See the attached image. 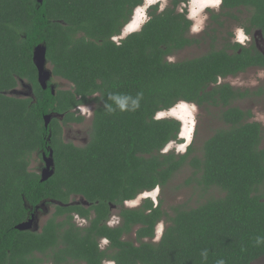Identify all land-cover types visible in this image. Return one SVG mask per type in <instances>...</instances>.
<instances>
[{"label":"trees","instance_id":"16d2710c","mask_svg":"<svg viewBox=\"0 0 264 264\" xmlns=\"http://www.w3.org/2000/svg\"><path fill=\"white\" fill-rule=\"evenodd\" d=\"M184 1L162 11L151 6L139 30L114 41L144 0H0V264H254L264 257V128L232 106L264 96V82L252 91L218 84L246 65L263 66L264 57L211 48L168 60L202 41L176 11ZM239 6L264 13V0L222 3ZM38 44L46 46L52 76L70 89L52 95L40 88L32 63ZM21 82L32 96L13 93ZM180 101L219 107L222 126L199 151L191 144L181 154L163 152L181 125L156 115ZM89 104L87 143L64 142L62 126L81 123L77 108ZM45 115L52 116L47 128ZM49 149L55 173L41 182L30 164ZM186 167L185 185L204 198L196 206L166 212L150 198L124 205L166 187ZM76 196L88 205L72 201ZM42 205L54 210L39 231L15 229ZM112 211L115 226L107 224ZM75 215L87 224L78 226Z\"/></svg>","mask_w":264,"mask_h":264},{"label":"rangeland","instance_id":"374dc122","mask_svg":"<svg viewBox=\"0 0 264 264\" xmlns=\"http://www.w3.org/2000/svg\"><path fill=\"white\" fill-rule=\"evenodd\" d=\"M170 1L171 0H144L143 4L134 10V16L130 21V23L135 21L134 18L136 17V14H138L139 25L135 29H133V31H137L138 27L142 26L149 19L148 10L151 6H157L160 10L163 9L165 6H169ZM209 1L188 0V3L185 5L186 7L181 6V8H186L188 11H190L189 17L192 19L193 26L191 30V35L193 36H198L199 34L201 35L204 31L208 29V14L216 12L220 7V0L219 3H216L215 0L214 4H208ZM123 36L124 35L122 31L121 36H116L113 38V40L119 41L120 39H122L121 37ZM220 46L221 44L219 42L217 43V45H215L217 49ZM209 50L210 46H208V39L206 38L205 43H202L199 46H192L183 49L177 53H174L168 58V60L180 61L184 59H190L201 56ZM48 68L51 70V66L49 64ZM259 77H262V79ZM263 78L264 71H259V73H255L252 71L251 73H249V75L245 73L234 78L221 80L220 84L227 83L233 88H240L242 90L250 89L252 91L261 84H263ZM50 83H52L54 88L60 90H68L71 88V84L69 82L57 77H52ZM14 93L19 97H30L27 88L22 87L21 85H18L15 88ZM232 106L239 107L244 111H250L251 117L248 119V121L258 122L264 128V96L249 97L242 100H237L233 102ZM174 110H176V112H174ZM92 111L93 105L91 104L85 105V107H80V109H78V113L76 114L81 115L84 120L81 123H71L62 126L61 138L64 142H71L76 146H83L87 143L88 137L86 136V134L90 126ZM219 112V107H198L193 103H185L180 101L176 105H174L170 110L166 111V113L162 112L160 114H157L156 118H159L160 116L164 118H174L175 120H178L181 125L180 133L177 138L178 141L169 143L165 147L163 152L173 151L176 154H181L184 153L187 147L191 144H193L194 147L198 150L202 146L203 142L212 135L213 131L222 126V123L220 122L218 117ZM57 118L61 119V117ZM187 130L188 133H185ZM262 147H264V131L262 138ZM42 167V159L34 155L33 159L31 160L30 170H34L35 172L40 174ZM189 174L190 170H188L187 167L183 168V170L175 174L173 179L170 181V183L167 184L166 187H157L152 192H148L149 194L142 193L133 201L126 202L124 205L126 207H137L141 204L143 199L149 197L153 201L154 205L157 204L160 200L162 202V208L166 212H169L170 207L176 206L180 203L189 202L191 206H196V204L204 198L202 195H200V193L195 192L192 189L191 184L185 185L184 182L188 178ZM43 207V211L38 214L37 225L36 223L33 225L34 230L39 231L54 210L52 205ZM118 221L119 220L116 212L112 211L111 216L109 218V225L115 226L117 225ZM163 228L164 223L161 222L156 226L155 240L160 237ZM101 244L102 246H104L106 245V242L102 241ZM254 264H264V260H259Z\"/></svg>","mask_w":264,"mask_h":264},{"label":"flooded vegetation","instance_id":"af4514ba","mask_svg":"<svg viewBox=\"0 0 264 264\" xmlns=\"http://www.w3.org/2000/svg\"><path fill=\"white\" fill-rule=\"evenodd\" d=\"M171 2L172 0L170 1V4ZM187 3L188 0L180 3L176 11L181 13L184 11L186 15L188 14L187 18L190 19V21H192V19L189 17L190 11H188L186 8H181V6L186 7L185 5ZM214 3L215 0H210L208 2V4H214ZM222 3L223 0H220V7L218 8V10L216 12H212L208 14V19H207L209 26L208 29L204 31L201 35L199 34L198 36H194L196 38L202 39V41L195 46H199L200 44L205 43V39L207 38L208 46H210V49L211 48L215 50L224 49V51L228 55H231L234 52L237 55H241L242 53H244L248 58H258L259 57L257 56L258 54H261L262 57H264V27L256 26L257 24L256 22H260V23L262 22V24L264 25V13L262 12L261 15L259 10H257L256 8L245 7V6H239L235 8H226V7L222 8ZM165 7L163 9H160L159 11L164 10ZM213 16L217 17L216 22H214V20L212 19ZM192 27L193 26H191L190 28L189 35H191ZM213 38L214 40L212 41ZM218 42L221 44V46L217 49L215 45H217ZM232 46H234L235 49L231 48ZM243 63L246 62L243 61ZM252 71L255 73L257 72L259 73V71L260 72L264 71V65L263 66L251 65V64L246 65L244 71L242 72H237L234 75L229 74L226 77L223 76L218 77V84H220L221 80L234 78L245 73L249 75V73H251ZM259 78L262 79V77ZM50 84L52 83L49 82L48 85ZM20 85L22 86V82ZM81 107H85V106H81ZM78 109H80V107H78ZM71 200L77 204H79L80 202L85 207L88 205L87 202L83 201L82 198H79L77 196L72 198ZM43 206L44 205H42V207H40V209L36 210V212L34 213L35 214L34 222L36 223V225H37L38 214L44 209ZM29 218L27 220H29ZM73 221L77 223L78 226H83L87 224V221L85 219H81L77 215L74 216ZM107 224L109 225V221L107 222ZM260 260H264V257L261 258ZM106 263L114 264L112 262H105L104 264Z\"/></svg>","mask_w":264,"mask_h":264},{"label":"water","instance_id":"95a60500","mask_svg":"<svg viewBox=\"0 0 264 264\" xmlns=\"http://www.w3.org/2000/svg\"><path fill=\"white\" fill-rule=\"evenodd\" d=\"M36 1L38 3L42 2V0H36ZM140 27H138L137 30H139ZM134 31H125L124 32L125 34H123L124 35L123 37L127 36L129 33H132ZM46 51H47V49H46V46L44 44H38L37 46H35L33 48V52H32V63L34 65V67L36 68L37 82H38L40 88L45 90L47 87H49L51 94L53 95L55 92V88L52 84L48 85V83L50 82V80L53 76H52V71L48 68V63L46 60ZM22 87L27 88L28 94L30 96H32V90H31L29 85H26L24 82H22ZM14 92H15V90L13 91V93ZM163 113H166V112H163ZM159 118H164V117L160 116ZM51 119H52L51 115H45L44 116L45 128H47ZM42 161H43L44 167L42 168V171L40 173V181L44 182V181L48 180L49 178H51L55 173L52 150L49 149L47 155H45L44 153L42 154ZM146 198H149V197H146ZM34 220H35V214H32V216L29 218V220H26L24 222L17 224L15 226V229L19 230V231L34 230V228H33L34 227L33 225L35 224Z\"/></svg>","mask_w":264,"mask_h":264},{"label":"bare ground","instance_id":"6f19581e","mask_svg":"<svg viewBox=\"0 0 264 264\" xmlns=\"http://www.w3.org/2000/svg\"><path fill=\"white\" fill-rule=\"evenodd\" d=\"M207 1H209V0H207ZM134 19H135V21L129 23L128 26L126 27L125 31H133V29H135L139 25L138 14H136V17ZM174 112H176V110H174ZM185 133H188V130ZM146 194H149V193H146Z\"/></svg>","mask_w":264,"mask_h":264},{"label":"clouds","instance_id":"9594fccd","mask_svg":"<svg viewBox=\"0 0 264 264\" xmlns=\"http://www.w3.org/2000/svg\"><path fill=\"white\" fill-rule=\"evenodd\" d=\"M140 7V6H139ZM135 12V11H134ZM134 16V15H133ZM130 23V22H129ZM128 23V24H129ZM128 24L124 27V29H123V34H124V31H125V29H126V27L128 26ZM141 28V27H140ZM136 31V30H135ZM129 33V32H128ZM130 34V33H129ZM121 38H123V37H121ZM15 90V89H14ZM152 192V191H151ZM146 193H148V192H146ZM150 193V192H149ZM145 194V193H144ZM151 199V198H150ZM260 240H261V238H258L257 239V242L259 243L260 242ZM202 255L203 256H207V253L205 252V253H202ZM217 264H224V261L223 260H219V261H217Z\"/></svg>","mask_w":264,"mask_h":264},{"label":"snow or ice","instance_id":"6c2138e0","mask_svg":"<svg viewBox=\"0 0 264 264\" xmlns=\"http://www.w3.org/2000/svg\"><path fill=\"white\" fill-rule=\"evenodd\" d=\"M216 3H219V0H216Z\"/></svg>","mask_w":264,"mask_h":264}]
</instances>
